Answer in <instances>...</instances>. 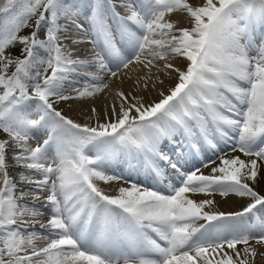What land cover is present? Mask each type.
<instances>
[{"label":"snow or ice","instance_id":"snow-or-ice-1","mask_svg":"<svg viewBox=\"0 0 264 264\" xmlns=\"http://www.w3.org/2000/svg\"><path fill=\"white\" fill-rule=\"evenodd\" d=\"M258 260L264 0H0V264Z\"/></svg>","mask_w":264,"mask_h":264},{"label":"bare ground","instance_id":"bare-ground-1","mask_svg":"<svg viewBox=\"0 0 264 264\" xmlns=\"http://www.w3.org/2000/svg\"><path fill=\"white\" fill-rule=\"evenodd\" d=\"M64 107H66V105H65ZM230 207H231V206H227V205H226V206H225V209H229V210H230ZM258 262H259V260H258Z\"/></svg>","mask_w":264,"mask_h":264},{"label":"rangeland","instance_id":"rangeland-1","mask_svg":"<svg viewBox=\"0 0 264 264\" xmlns=\"http://www.w3.org/2000/svg\"><path fill=\"white\" fill-rule=\"evenodd\" d=\"M13 51H15V49H13ZM258 264H259V262H258Z\"/></svg>","mask_w":264,"mask_h":264}]
</instances>
